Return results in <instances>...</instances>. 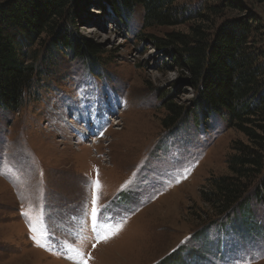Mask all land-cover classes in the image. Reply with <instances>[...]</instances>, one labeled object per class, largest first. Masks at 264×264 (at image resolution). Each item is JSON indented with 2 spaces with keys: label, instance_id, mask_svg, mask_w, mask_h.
Segmentation results:
<instances>
[{
  "label": "rangeland",
  "instance_id": "374dc122",
  "mask_svg": "<svg viewBox=\"0 0 264 264\" xmlns=\"http://www.w3.org/2000/svg\"><path fill=\"white\" fill-rule=\"evenodd\" d=\"M172 6L186 14L179 24L146 26L139 6L121 19L106 0H72L74 43L91 40L92 60L49 48L46 32L32 38L38 77L17 110L0 107V264H264L254 187L224 213L204 200L247 139L197 108L179 44L156 41L214 38L242 19L264 66V0ZM169 103L181 114L167 128Z\"/></svg>",
  "mask_w": 264,
  "mask_h": 264
},
{
  "label": "trees",
  "instance_id": "16d2710c",
  "mask_svg": "<svg viewBox=\"0 0 264 264\" xmlns=\"http://www.w3.org/2000/svg\"><path fill=\"white\" fill-rule=\"evenodd\" d=\"M71 1L13 0L0 4V107L3 109L17 110L24 91L38 77L35 64L29 63L27 56L34 36L46 32L52 38L49 48H69L80 58L92 60L98 53L91 40L83 36L78 44L74 43L70 27V24L74 26V13L66 10ZM106 1L121 19L134 7H141L146 26H171L186 16L183 10L172 6L173 0ZM228 25L222 24L214 38L194 31L192 38H195L191 41L175 33L156 40L163 48L179 44L176 54L179 63L190 73L187 82L195 93L197 108L215 112L247 139L245 143H233V154L228 159L231 175L214 179L212 192L204 196V200L217 206L218 213L239 206L251 187H254L253 196L264 202V66L248 47L252 25L242 19ZM33 59L34 53L32 62ZM167 108L175 114L164 123L168 128L181 112L171 103ZM255 179L258 184L253 185Z\"/></svg>",
  "mask_w": 264,
  "mask_h": 264
},
{
  "label": "snow or ice",
  "instance_id": "6c2138e0",
  "mask_svg": "<svg viewBox=\"0 0 264 264\" xmlns=\"http://www.w3.org/2000/svg\"><path fill=\"white\" fill-rule=\"evenodd\" d=\"M93 202L95 203V196H94V201ZM95 212H96V209L93 208V216H95ZM24 214L27 215L28 213L26 212ZM30 227H31V230L33 231V233H35L36 228L34 226H31V225H30ZM103 238L104 239H107L108 237L107 236H104ZM33 239L34 240L36 239L35 235L33 236ZM182 243H183V241H182ZM40 246L42 247L43 245H40ZM78 255L81 257V260L83 261V254L82 253H78ZM84 264H86V262H84Z\"/></svg>",
  "mask_w": 264,
  "mask_h": 264
},
{
  "label": "bare ground",
  "instance_id": "6f19581e",
  "mask_svg": "<svg viewBox=\"0 0 264 264\" xmlns=\"http://www.w3.org/2000/svg\"><path fill=\"white\" fill-rule=\"evenodd\" d=\"M82 117H83V115L81 114V118ZM85 122H86L87 126H92V124H93L94 125V129H99V123H97V122L94 123V121H92V119L88 118V120L85 121Z\"/></svg>",
  "mask_w": 264,
  "mask_h": 264
}]
</instances>
